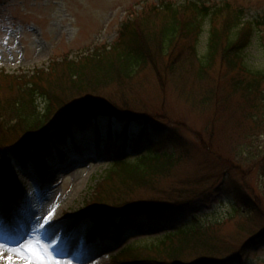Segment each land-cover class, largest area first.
Returning <instances> with one entry per match:
<instances>
[{"label":"rangeland","instance_id":"rangeland-1","mask_svg":"<svg viewBox=\"0 0 264 264\" xmlns=\"http://www.w3.org/2000/svg\"><path fill=\"white\" fill-rule=\"evenodd\" d=\"M189 1L224 0H0V70L28 75L54 60L77 59L111 45L125 22L150 7ZM256 2L264 9V0L236 1L246 7ZM254 16L253 9L247 18ZM209 28L206 23L197 54L183 39L158 70L151 64L131 82L93 88L81 99L127 111L133 120L101 117L78 130L77 146L61 143L69 157L42 181L34 165L14 167L23 187L15 204L2 198L0 178V264H29L37 257L114 264L120 249L128 260L157 261L136 264H264V122L253 118L264 114V82L258 94L246 93L237 84L245 74L221 59L201 73L198 59L207 52ZM244 53L251 69H264L259 38ZM3 79V98L12 96L15 89ZM37 104L43 108L45 100L37 98ZM126 126L135 134H125ZM122 143L128 160L136 149H148L171 154L173 163L133 189L118 184L109 203L159 206L161 214L142 213L119 240L93 236L95 218L77 222L76 216L121 158ZM58 156L51 149L44 154L51 164Z\"/></svg>","mask_w":264,"mask_h":264},{"label":"trees","instance_id":"trees-1","mask_svg":"<svg viewBox=\"0 0 264 264\" xmlns=\"http://www.w3.org/2000/svg\"><path fill=\"white\" fill-rule=\"evenodd\" d=\"M236 1L239 0H224L221 4L189 1L182 6L162 2L150 7L144 15L127 21L111 45H101L91 54L74 60L64 58L55 61L47 69H39L31 75L0 72L5 84L16 91L3 98L1 92L6 88L0 82V178L4 183L3 194L11 200L20 194L16 166L34 164L45 172L51 163L44 154L50 149L59 155L61 162L65 155L60 144L70 141L77 144L75 136L78 130L98 122L101 117L133 120V115L129 116L127 111L107 109L97 101L90 103L81 99L93 88L127 84L151 64L158 70L159 62L162 59L164 62L166 57L170 60L176 44L183 39L192 42L191 50L197 54L198 39L206 23L210 26L208 46L204 59H198L200 72L204 73L221 59L231 69L239 71L241 76L245 74L237 82L239 88L246 93L258 94L264 82V69H251L244 52L254 37L259 38L264 50V9L259 7V2L246 7L237 5ZM253 9L255 16L247 18ZM175 66L172 67L174 72ZM40 97L45 100L43 108L37 104ZM253 118L264 122V114ZM121 149V158L112 161L107 175L99 183L96 197L76 216L79 222L95 218L92 235H114L116 240L144 218L142 213L151 215L154 211L156 215L161 214L159 206L142 207L129 200L109 203V197L117 192L118 184L133 189L135 183L148 182L155 172L173 163L171 154L161 150L136 149L134 159L128 160L123 154L125 143ZM125 256L127 253L119 250L113 257L114 264L157 262L156 259L140 260L142 258L139 257L128 260Z\"/></svg>","mask_w":264,"mask_h":264},{"label":"snow or ice","instance_id":"snow-or-ice-1","mask_svg":"<svg viewBox=\"0 0 264 264\" xmlns=\"http://www.w3.org/2000/svg\"><path fill=\"white\" fill-rule=\"evenodd\" d=\"M100 123H102V122H100ZM85 132H90V130L89 129H85L84 130ZM124 131H125V134H129V135H131V134H135V132H136V129L135 128H131V127H125V129H124ZM32 249H31V247H29V251H31ZM38 259H40L41 261H43L42 260V258H40V257H37ZM9 259H11V258H9ZM30 261H31V258H30Z\"/></svg>","mask_w":264,"mask_h":264},{"label":"clouds","instance_id":"clouds-1","mask_svg":"<svg viewBox=\"0 0 264 264\" xmlns=\"http://www.w3.org/2000/svg\"><path fill=\"white\" fill-rule=\"evenodd\" d=\"M37 247H39V245H37ZM29 264H59V262H57V261H51V260L48 261V262H45V261H41L38 258H34L31 261H29Z\"/></svg>","mask_w":264,"mask_h":264}]
</instances>
